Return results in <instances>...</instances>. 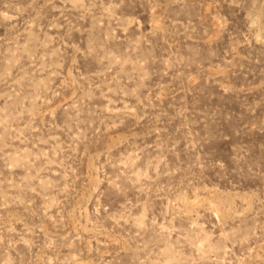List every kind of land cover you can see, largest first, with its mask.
Instances as JSON below:
<instances>
[{
    "label": "rangeland",
    "instance_id": "rangeland-1",
    "mask_svg": "<svg viewBox=\"0 0 264 264\" xmlns=\"http://www.w3.org/2000/svg\"><path fill=\"white\" fill-rule=\"evenodd\" d=\"M0 264H264V0H0Z\"/></svg>",
    "mask_w": 264,
    "mask_h": 264
}]
</instances>
